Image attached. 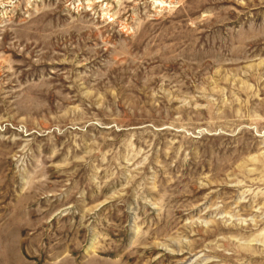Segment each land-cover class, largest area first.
I'll return each instance as SVG.
<instances>
[{
	"label": "rangeland",
	"instance_id": "obj_1",
	"mask_svg": "<svg viewBox=\"0 0 264 264\" xmlns=\"http://www.w3.org/2000/svg\"><path fill=\"white\" fill-rule=\"evenodd\" d=\"M0 264H264V0H0Z\"/></svg>",
	"mask_w": 264,
	"mask_h": 264
}]
</instances>
